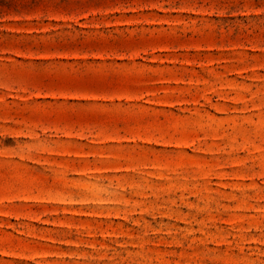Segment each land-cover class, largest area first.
<instances>
[{
    "label": "rangeland",
    "instance_id": "obj_1",
    "mask_svg": "<svg viewBox=\"0 0 264 264\" xmlns=\"http://www.w3.org/2000/svg\"><path fill=\"white\" fill-rule=\"evenodd\" d=\"M0 264H264V0H0Z\"/></svg>",
    "mask_w": 264,
    "mask_h": 264
}]
</instances>
